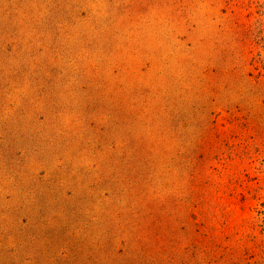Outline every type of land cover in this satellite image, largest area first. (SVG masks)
Here are the masks:
<instances>
[{
  "label": "rangeland",
  "instance_id": "374dc122",
  "mask_svg": "<svg viewBox=\"0 0 264 264\" xmlns=\"http://www.w3.org/2000/svg\"><path fill=\"white\" fill-rule=\"evenodd\" d=\"M0 264H264V0H0Z\"/></svg>",
  "mask_w": 264,
  "mask_h": 264
}]
</instances>
